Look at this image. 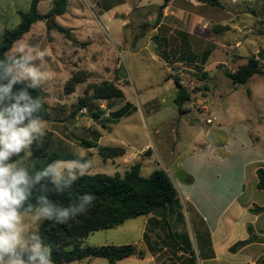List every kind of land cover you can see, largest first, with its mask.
Listing matches in <instances>:
<instances>
[{
	"label": "rangeland",
	"instance_id": "374dc122",
	"mask_svg": "<svg viewBox=\"0 0 264 264\" xmlns=\"http://www.w3.org/2000/svg\"><path fill=\"white\" fill-rule=\"evenodd\" d=\"M97 1L71 0L59 20L63 26L74 28L72 36L86 45L70 44L60 34H47L40 28L34 30V44L25 40L11 51L23 48L44 55L41 69L46 79L41 88L50 108V119L44 123L46 133L53 137L51 149L70 154H75L73 146L84 149L83 156L94 161L90 175H123L137 161L146 178L158 168L167 169L178 192L195 179L219 189L228 184L236 187L243 180L248 198L257 189L256 170L264 168V76L235 85L226 72H235L251 56H256L264 69V0H219L221 7L181 0L175 11L184 12L167 14L163 23L170 3L161 17L157 13L164 0H101L119 8L124 3L133 6L130 14L117 15L111 21L100 16ZM15 2L23 10L29 8V0ZM9 3L1 2L0 21L5 16L3 5ZM52 6L51 0H43L39 11L47 13ZM77 10L84 18H72ZM5 25L13 29L12 21ZM3 32L0 30V44ZM33 63L39 66L40 61ZM79 71L86 73V81L66 93L68 81ZM175 76L190 95L182 112L175 103ZM104 81L115 83L124 97L94 101L79 110V100L92 94L90 86ZM121 109L126 114L117 123L109 122ZM84 140L129 152H138L147 144L149 148L135 160L127 157L121 164L119 159H104L98 147L89 148ZM226 143L225 149L219 148ZM206 147L210 150L200 161L195 154ZM19 158L13 156L9 162ZM179 162L181 170L193 171L191 182L176 177L174 165ZM172 206L167 219L176 238L161 220L152 216L148 222L147 216H140L117 228L93 232L82 245L137 244L147 252L144 259L132 256L117 264H189L191 253L181 248L190 250L184 242L188 237L196 256L193 262L211 264L198 260L201 241L189 202L181 199L179 206ZM25 218L27 230L31 217L26 214ZM64 264L109 262L96 258Z\"/></svg>",
	"mask_w": 264,
	"mask_h": 264
},
{
	"label": "trees",
	"instance_id": "16d2710c",
	"mask_svg": "<svg viewBox=\"0 0 264 264\" xmlns=\"http://www.w3.org/2000/svg\"><path fill=\"white\" fill-rule=\"evenodd\" d=\"M41 0H31L29 11L21 12L20 23L11 30H7L2 38L0 44V59L4 58V54L9 52L14 47V44L23 39V37L30 32L33 24L38 21H43L46 24L47 34L55 31L63 35L66 39L72 41L76 45H86L87 43H80L72 36L71 29L60 25L56 21V17L63 15L68 8L70 0H54L50 11L42 15L39 13L38 5ZM171 0H164L163 4L158 7V17L162 16V11L168 7ZM203 3L212 4L221 7L219 0H199ZM159 23V20H157ZM227 77L235 85H244L252 77L259 75L264 76V69L261 67L260 61L256 56H251L247 63L240 66L235 72H226ZM87 75L83 71H79L71 76L68 81L65 91L72 93L75 91V86L84 83ZM173 82L176 87L175 103L182 112V106L190 100V95L181 84L178 76H175ZM170 80V79H169ZM6 82V81H5ZM26 83H18L14 86L13 91L16 92L24 87ZM30 94L35 97H40L43 107L39 115L43 121L50 119V108L46 101V95L41 88H28ZM92 94L88 97L79 100L78 109L89 107L94 101H111L121 99L124 97V92L115 83L104 81L101 84H94L90 86ZM126 114L125 109H121L113 113V121L117 123ZM53 137L51 133H46L43 142H34L31 147L32 155L28 159L27 164H35L36 170H42L47 164L54 160H73L81 159L79 155L70 153H60L51 149V141ZM89 148H99V153L104 159L114 160L125 156L126 150L122 147H108L100 146L97 143L84 140ZM84 160L88 157L83 156ZM141 163L132 165L123 175H107L94 174L87 175L83 178L77 179L70 187L63 191H56L50 178L43 179L40 184H37L32 189V195L27 203H36L37 197L45 195L49 201L54 204L67 207L78 196L84 194H93L96 199L93 206L83 215L78 216L75 220L69 221L67 224H59L52 226V222L45 221L40 225L39 234L44 243L51 248V258L54 264H64L82 259H96L105 258L109 264H117L118 262L136 256L137 258H146V250L137 244H126L121 246H86L82 244L88 236L96 231L114 229L123 225L126 221L152 214V210L156 206H166L164 216L160 219L166 224L169 231L171 226L168 222V208L170 205H180L179 193L175 187L169 174L161 168L154 170L149 177H143L141 174ZM32 169H30L31 171ZM258 177V188L264 194V168L259 167L256 171ZM191 178L187 177L185 182H191ZM46 187L47 191L44 190ZM27 203L25 207H27ZM171 207V213L173 212ZM254 213H261L264 207L256 206ZM170 235L176 238V234L172 231ZM208 242H210L207 235ZM262 242L263 239H258L253 236L245 241H240L231 247L230 251L235 253L240 248L252 243ZM185 245L190 248L185 249L181 247L186 254L192 253L189 257L190 262L195 259V253L191 249V243L188 237L184 239ZM26 258V255H25ZM259 264H264V260Z\"/></svg>",
	"mask_w": 264,
	"mask_h": 264
},
{
	"label": "clouds",
	"instance_id": "9594fccd",
	"mask_svg": "<svg viewBox=\"0 0 264 264\" xmlns=\"http://www.w3.org/2000/svg\"><path fill=\"white\" fill-rule=\"evenodd\" d=\"M36 60L39 66L33 63ZM43 62V53L33 54L23 48L6 52L0 59V264H54L52 250L39 234L40 225L45 221L52 222V226L67 224L85 214L96 199L93 194H84L65 207L40 195L35 204L27 203L32 189L43 179L50 178L55 190L63 191L90 175L94 167L93 160L82 158L84 149L75 146L73 152L81 159L54 160L42 170L26 163L34 142L42 144L46 136L39 115L41 98H33L28 91L44 83ZM25 82L26 87L13 91L16 84ZM13 156L20 158L10 163ZM26 214L31 217V228L27 230Z\"/></svg>",
	"mask_w": 264,
	"mask_h": 264
},
{
	"label": "crops",
	"instance_id": "0c3cea01",
	"mask_svg": "<svg viewBox=\"0 0 264 264\" xmlns=\"http://www.w3.org/2000/svg\"><path fill=\"white\" fill-rule=\"evenodd\" d=\"M2 1L3 0H0V4ZM8 1L10 2L8 6L3 5L4 7L3 13L5 16L0 21V30L4 31L1 34L2 38L4 33L7 30H9L7 28L8 26H6L5 24H8L9 21H12V25L14 29L21 21L20 13L29 11L31 6V0H29V4H28L29 8H27L26 10H23L22 8H20V6H16L15 0H8ZM42 1L43 0L39 2L38 10ZM51 1L53 5L54 0ZM178 1L180 2L181 0L170 1V5L166 11L167 13H164V17L161 23H163L164 19H166L167 14L169 13L175 14V12L176 13L177 12L180 13V11L184 12L183 10L175 11L177 8L176 3ZM183 4L186 3L183 2ZM123 5H124L123 8H119L118 6H116V4L110 5L107 4V2H101V0L97 1V7L99 8L100 16L103 17L106 21L117 19V15H122V14L127 15L132 12L133 6L126 5V3H124ZM70 6H71V0L69 1L67 11L70 8ZM67 11L63 15H65ZM47 13H40V14L45 15ZM63 15L56 17V21L58 23L60 17H62ZM16 16L19 18L18 21H16ZM71 16L72 18H84L79 10L73 12ZM119 21H122V19L120 18ZM40 28L45 29L47 33L45 22L38 21L35 24H33L30 32L27 33L22 40L14 44V47H16L19 43L25 40L32 41V43L34 44V40L35 41L37 40L34 37L35 36L34 30ZM68 29H74V28H68ZM76 29H80V28H76ZM53 34L54 36L55 35L57 36V32L53 31ZM117 35L119 36L118 32ZM65 40H67L70 44H74L72 41L68 39ZM88 40L94 41L93 38H91V36H88ZM14 47L12 48V50L14 49ZM12 50H10L9 52H11ZM225 147H227V143L221 144L219 148L225 149ZM148 148H149V144L145 145L138 152L135 151L129 152L126 148H124L126 150L125 156L116 158L114 160L119 159L121 161V164H124L125 162L124 160H126L127 157H131L133 160H135L138 154H142L143 151H145ZM208 148L207 147L204 148L201 152L196 153L195 156L199 157L198 159L200 161L201 160L203 161V156L205 157V154L208 152V150H210V148L209 149ZM135 163H140V162L138 161L134 162L130 165V167ZM261 163L264 164V161H261ZM178 166L179 168L181 167L180 162L178 163ZM165 171L168 173L167 169ZM182 171H184L187 174V177H189L190 174L193 175V171L191 172L188 170H182ZM171 179L175 187L177 188V184L175 183L174 179L172 177ZM256 188L257 189H254L250 193V196L247 198L246 184L243 182V180H241V182L238 183L236 187L232 184H228L222 186L220 189L217 188L214 184L205 183V182L200 183L196 179L193 180L192 183L190 184L182 185L181 187L182 190L178 192L179 200L184 199L188 201L190 204L192 215L196 223L198 237L201 241L200 244L198 245L199 246L198 260L200 263L209 262L211 264H259L264 260V243L262 242H258V241L252 242L240 248L235 253L230 251L231 247L234 246L236 243L240 241L248 240L252 237V235L256 236L258 239L264 238V211L261 213H254L252 211L256 206L264 207V194L258 188V186ZM152 216L154 218H157L153 214H150L147 216L148 222L152 220L153 218ZM160 219L161 218H157L156 220H160ZM201 224H204V226ZM207 235L209 236L210 242H208ZM142 243H144V240H142ZM192 256L193 254L191 253V257ZM150 260H154V258L150 256ZM189 264L192 263L190 262ZM193 264L195 263L193 262Z\"/></svg>",
	"mask_w": 264,
	"mask_h": 264
},
{
	"label": "water",
	"instance_id": "95a60500",
	"mask_svg": "<svg viewBox=\"0 0 264 264\" xmlns=\"http://www.w3.org/2000/svg\"><path fill=\"white\" fill-rule=\"evenodd\" d=\"M174 169H175V174H176V177L181 180V181H185L186 178H187V174L182 171L178 164H175L174 165ZM35 204V203H33ZM165 211H166V206L162 205V206H156L153 210H152V214L157 217V218H162L165 214Z\"/></svg>",
	"mask_w": 264,
	"mask_h": 264
},
{
	"label": "built area",
	"instance_id": "2783aa9c",
	"mask_svg": "<svg viewBox=\"0 0 264 264\" xmlns=\"http://www.w3.org/2000/svg\"><path fill=\"white\" fill-rule=\"evenodd\" d=\"M234 1H236V0H234ZM249 1H252V0H249ZM208 123H211V120H208Z\"/></svg>",
	"mask_w": 264,
	"mask_h": 264
}]
</instances>
